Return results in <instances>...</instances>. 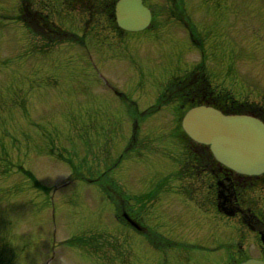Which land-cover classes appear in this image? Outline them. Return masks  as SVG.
Returning <instances> with one entry per match:
<instances>
[{
    "label": "rangeland",
    "instance_id": "obj_1",
    "mask_svg": "<svg viewBox=\"0 0 264 264\" xmlns=\"http://www.w3.org/2000/svg\"><path fill=\"white\" fill-rule=\"evenodd\" d=\"M35 1L39 5L40 2L48 5V20L55 26L84 34L87 44L91 42L90 39H95L104 40L110 45V49L105 50L106 57L99 51L90 52L99 68L94 60L89 59L91 67L103 75L111 84V89L124 93L120 89L126 87L131 97L139 101L141 109L154 103L149 94L156 98L160 91L158 86L163 85L171 75V72L165 73L163 79L159 77L156 81H152V75L148 82V76L153 71L145 66L146 63L151 58L159 66L168 62L172 55V42L180 50L182 40L188 41L189 32L194 36L195 27L197 34L203 38V56L192 42V49H186L182 54L185 65L196 64L203 57L207 74L217 88L229 89L236 98L264 105V0H146L155 13L153 28L143 36H133L134 39L125 35L122 42L98 7L90 17L72 0ZM19 6L20 0H0V141L4 140L10 155H17L23 168L34 174V184L38 187L18 170L0 175V264H44L51 255L49 242L52 234L48 232L53 225L56 227L55 252L48 264H108L95 256H91L92 260L88 259L83 253L78 254L81 253L80 249L63 243L62 240L69 235L80 232L78 227L82 226L99 227L98 230L109 234L110 239L117 238L111 250L108 244L104 246L105 242L95 241V246L100 248L98 254L105 249L111 261L114 257L118 262L127 264L124 258L121 259V253L116 251L131 247L127 253L122 251V254L128 255L132 249L131 264H160L162 258L157 254V247L138 240L132 230L117 220L114 206L107 205V210L96 207V202L90 199L96 196L94 192L98 188L82 179L83 176H92L88 168L96 176L99 171L113 166L121 146L128 142L132 133L130 131L129 134V121L118 111V104H111V90L96 77L92 69L80 67L87 66L88 69V63H75L77 58H73L77 56V49H72L70 44L69 47L47 45L39 40V36L32 37L28 29L13 22ZM69 7L72 9H67ZM39 8L44 11L41 6ZM183 20L191 22L189 28L185 27ZM207 23H211L210 26L204 25ZM215 29L219 39H216L217 42L227 44V51L219 48L214 38H208ZM30 36L32 40H28ZM111 42L117 46L116 49H111ZM23 45H27L28 49H24ZM126 47L129 53L135 49V53L144 54L128 55L123 52ZM215 48L220 52L218 57L214 56ZM37 49L52 51L51 54L45 53L51 56V60L48 56H40ZM237 52L241 55L238 61L234 58ZM111 57L119 60L113 62ZM70 60L74 61L70 65L63 63ZM57 61L62 62L59 67H56ZM177 66L176 72H179L182 68ZM75 78H82L80 88L69 86ZM153 82L156 84L152 85ZM115 98L123 103L118 97ZM175 107L173 102L166 103L160 112L161 119L153 120L154 115L149 118V123H140L137 144L132 148L135 150L129 153L132 156L129 160L142 164L140 167L137 165L136 170H129L126 169L129 164L118 162L110 169L111 173L104 177L108 179L107 175H110L111 180L112 176L115 187L121 189L125 209L140 211L144 223L147 222L152 230L163 232L173 241L208 248L218 245L228 248L239 244L244 241L242 236L247 237L246 233H242L237 220L220 218L212 212L210 199L207 198L209 195H205L206 184L203 180L207 178L204 175L192 178V175L183 174L175 180L163 177L178 169L183 159L179 140L175 139L178 137L174 136ZM47 131L52 134L49 136ZM106 131L110 133L107 135ZM12 140L18 142L17 154L9 146ZM164 147L168 150H164ZM158 148L164 151L161 153ZM1 149L0 143V154ZM149 156L151 160L147 164L145 157ZM171 160L173 166L169 163ZM73 165L82 171L76 172ZM2 167L0 165V169ZM185 178L191 186L187 190L189 194L181 192L186 184L183 182ZM100 186L104 189L100 191L104 202V193L108 188L107 185ZM54 188L59 194L56 192L53 198H49ZM192 189L194 201L191 200ZM80 193H83L81 197L78 196ZM161 198L166 201L163 202ZM49 204L56 209L53 221ZM173 205L174 212H168ZM101 210L105 213H101ZM94 219L97 221L94 222ZM84 231H87L83 233L84 236L99 232ZM128 243L130 246L126 245ZM188 251L186 245L167 250L165 264H170L169 261L171 264H210L211 261L212 264H221L226 257L224 251L210 259L206 257L208 253L200 248H192L189 254Z\"/></svg>",
    "mask_w": 264,
    "mask_h": 264
},
{
    "label": "water",
    "instance_id": "obj_2",
    "mask_svg": "<svg viewBox=\"0 0 264 264\" xmlns=\"http://www.w3.org/2000/svg\"><path fill=\"white\" fill-rule=\"evenodd\" d=\"M124 1L119 9V24L130 30L145 27L150 19L149 9L141 0ZM183 126L195 140L210 142L216 157L231 168L248 174L264 171V125L258 119L224 116L210 106H201L186 114ZM227 186L225 183L224 187Z\"/></svg>",
    "mask_w": 264,
    "mask_h": 264
},
{
    "label": "trees",
    "instance_id": "obj_3",
    "mask_svg": "<svg viewBox=\"0 0 264 264\" xmlns=\"http://www.w3.org/2000/svg\"><path fill=\"white\" fill-rule=\"evenodd\" d=\"M182 135H183V133H182ZM210 157H211V155H210ZM209 162V161H208Z\"/></svg>",
    "mask_w": 264,
    "mask_h": 264
}]
</instances>
